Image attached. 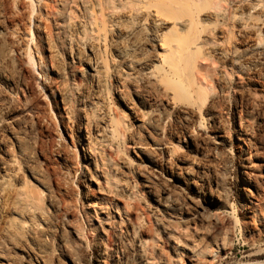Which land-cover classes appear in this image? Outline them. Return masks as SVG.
<instances>
[{
    "label": "bare ground",
    "instance_id": "1",
    "mask_svg": "<svg viewBox=\"0 0 264 264\" xmlns=\"http://www.w3.org/2000/svg\"><path fill=\"white\" fill-rule=\"evenodd\" d=\"M262 207L264 0H0V264H216Z\"/></svg>",
    "mask_w": 264,
    "mask_h": 264
},
{
    "label": "rangeland",
    "instance_id": "2",
    "mask_svg": "<svg viewBox=\"0 0 264 264\" xmlns=\"http://www.w3.org/2000/svg\"><path fill=\"white\" fill-rule=\"evenodd\" d=\"M9 13L12 12L8 8ZM14 12V10H13ZM41 139V146L42 149L48 148L49 143L51 142V138L49 135L44 134ZM232 176L236 174V168L233 166L230 171ZM236 212L235 215L237 218L241 219V211L239 206L235 203ZM262 212H264V208H261ZM260 222L255 223L258 225ZM254 225V227H256ZM253 242V244H251ZM255 253H262L263 256L261 258H254L251 255ZM219 260L216 264H264V231L259 232L258 235L252 237L250 243L244 244L243 241L240 239L239 234L234 238L233 246L230 249L222 251L219 254ZM181 264H190L189 260L186 258L181 259ZM192 264H208L207 260H201L196 262H191ZM179 264V263H176Z\"/></svg>",
    "mask_w": 264,
    "mask_h": 264
}]
</instances>
